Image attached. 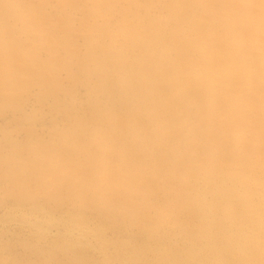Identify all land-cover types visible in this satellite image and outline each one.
I'll return each instance as SVG.
<instances>
[{
    "label": "rangeland",
    "instance_id": "1",
    "mask_svg": "<svg viewBox=\"0 0 264 264\" xmlns=\"http://www.w3.org/2000/svg\"><path fill=\"white\" fill-rule=\"evenodd\" d=\"M238 1L0 0V264H264V11Z\"/></svg>",
    "mask_w": 264,
    "mask_h": 264
},
{
    "label": "bare ground",
    "instance_id": "2",
    "mask_svg": "<svg viewBox=\"0 0 264 264\" xmlns=\"http://www.w3.org/2000/svg\"><path fill=\"white\" fill-rule=\"evenodd\" d=\"M229 1V0H228ZM230 2H231V0H230ZM238 2H242L243 3V5L246 7V5H250L251 4V2L249 1V0H240V1H238ZM233 3V2H232ZM231 3V4H232ZM237 3V2H236ZM236 3L234 2V4L236 5ZM241 4V3H240ZM260 4H261V6H260ZM263 4V5H262ZM227 5V8L229 7L230 9H233L234 10V6L232 5V6H230V3H227L226 4ZM257 5L259 6V8L260 9H263V11H264V0H257ZM263 6V7H262ZM175 7V6H174ZM241 7V6H240ZM244 7V8H245ZM247 9V8H246ZM247 15H248V13H247V11L245 10V12H243V10H242V12H238V13H235V19H232V16H230V23H234V22H236V21H238L240 18L241 19H243V18H247ZM229 21V20H228ZM131 30V29H130ZM127 32V31H126ZM130 32V31H129ZM141 32V31H140ZM238 39H240V38H238ZM196 46H200V45H198V44H195ZM223 56V55H222ZM192 64V63H191ZM260 69L258 70H256V72H254L255 74H254V76H253V78H255L257 81H255L256 82V85H258V86H264V67L262 66V64H260ZM236 70H240V71H243V68L242 69H235V68H231V71H230V74L232 75V74H235L234 72H237ZM239 71V72H240ZM180 72V71H179ZM226 72H228V69L225 71V73ZM244 72V71H243ZM242 72V73H243ZM177 75H178V73H177ZM240 75H242V74H239L238 76H240ZM179 77V76H178ZM103 79H104V81H106L107 79H106V76L105 75H103ZM190 79V78H189ZM252 79V78H251ZM189 82V81H188ZM196 82V81H195ZM246 83V88H247V90L249 89V88H252L253 87V85H252V83H253V81L252 80H248L247 79V81L245 82ZM204 84V83H203ZM255 84V83H254ZM164 86V85H163ZM179 86V85H178ZM177 86V87H178ZM188 86H190V85H188V83L186 84V83H182L181 85H180V87L178 88V89H180V90H183V88H186V87H188ZM226 86V85H225ZM176 87V88H177ZM227 87H228V85H227ZM175 91H177V90H175ZM171 95V94H170ZM236 97H238V98H235V99H232L231 100V102L229 103V104H227L228 106H230V105H232V104H234V106H236L235 108L236 109H238V108H242L243 107V104H244V101L241 99V96L240 95H236ZM196 101H198V100H195V101H192V102H195V104L196 103H198V102H196ZM199 103H202V102H199ZM194 104V105H195ZM196 105H198L197 107V109H196V111L194 112V114H193V112L192 111H189V115L191 116L190 117V119L192 120V118H193V122L195 123L193 126H195V128H197V131L198 130H201V131H203L204 132V134H203V132H201L202 133V137H213L214 139H217V134H218V131H220V130H222L221 129V125H220V121H218V123H217V120H214L215 118H216V114L215 113H213V112H210V111H208V112H203L202 111V108L203 107H205L204 106V104L202 103V104H196ZM192 106V105H191ZM223 110H225V109H223ZM172 112V111H171ZM177 112H179V111H177ZM221 117L223 118V119H226L225 120V122H224V124H226V123H230L232 120H231V118L229 117V116H227V114L226 115H222L221 114ZM234 117H235V115H234ZM222 118H220V119H222ZM223 119L221 120V123H222V121H223ZM236 120H237V122L236 123H239V125H243L244 126V124H245V121L246 122H248L247 120V118H244L243 120H240V121H238V119H237V113H236V118H235ZM200 122H202L201 124H199ZM180 123L183 125V123H184V120H181V121H179L178 122V126L180 127ZM190 124V123H189ZM170 125V127L173 125V127H175V129L177 128L176 126H177V123H175V120H172L171 121V123L169 124ZM223 125V124H222ZM246 125V124H245ZM190 126H191V124H190ZM192 127V126H191ZM199 127V128H198ZM240 128V127H239ZM174 129V128H173ZM241 129V128H240ZM243 129V128H242ZM239 133H240V135L242 134V132L240 131V132H238V135H239ZM234 134H236V133H234ZM237 135V138L239 139V136ZM242 136V135H241ZM65 138V137H64ZM66 139V138H65ZM218 140V139H217ZM191 142H192V140H191V138H185V143H187V145H190L191 144ZM214 142H216V141H214ZM214 148V150L215 151H219L220 150V144L219 143H216L215 144V146L213 147ZM215 155H216V153H214V154H212L211 153V155L209 156V157H211V159L212 158H215ZM256 164V163H255ZM107 164L105 163V164H103V166H106ZM241 165V164H240ZM254 165V164H253ZM258 165H260L259 163H258ZM237 166V165H236ZM236 166H235V168H236ZM250 166V165H249ZM252 166V165H251ZM256 166V165H255ZM242 167H244V166H242ZM245 167H246V165H245ZM257 167L258 166H256V169H257ZM251 167H248V169H250ZM254 167L252 166V168L251 169H253ZM241 169V168H240ZM246 169L247 168H245V171H246ZM58 170V167H56L55 168V170L54 171H57ZM243 171H244V168L242 169ZM261 170V169H260ZM104 171H106V170H104ZM255 171V170H254ZM73 172V171H72ZM252 172V171H251ZM237 173H238V171H237ZM102 174V176L99 174V176H98V178L100 179V177H101V179H100V182L101 181H104L103 180V178H105V177H107V175H105V173H101ZM110 174V173H109ZM124 175H123V177H121V178H119L118 180H116V186H117V188H120V187H122L121 185L123 184H127V180L129 181V180H132L131 181V183L130 184H136L137 183V180L139 179L138 177H137V175L135 174L134 175V177L133 176H131V174L130 173H123ZM109 176V175H108ZM233 176H235V174H233ZM238 176V175H237ZM210 177V176H209ZM208 177V178H209ZM237 178H239V177H237ZM241 178V177H240ZM137 179V180H136ZM131 186V185H130ZM132 187V186H131ZM220 193V192H219ZM222 194V193H221ZM219 195V194H218ZM193 200H195V199H193ZM256 208V207H255ZM261 208V207H260ZM262 209H264V208H262ZM253 210H255V209H253ZM260 211H262V210H260ZM254 212H257V211H254ZM172 215V214H171ZM170 216V215H169ZM244 226V225H243Z\"/></svg>",
    "mask_w": 264,
    "mask_h": 264
}]
</instances>
